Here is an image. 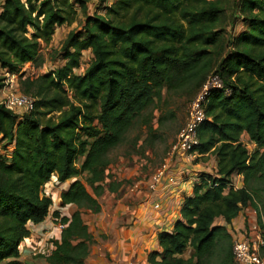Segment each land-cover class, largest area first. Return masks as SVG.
I'll use <instances>...</instances> for the list:
<instances>
[{"label": "trees", "instance_id": "16d2710c", "mask_svg": "<svg viewBox=\"0 0 264 264\" xmlns=\"http://www.w3.org/2000/svg\"><path fill=\"white\" fill-rule=\"evenodd\" d=\"M89 2L3 0L0 70L19 74L26 63L41 66L42 43L58 26L74 23ZM104 10L88 17L84 31L69 33L63 65L20 78L21 91L34 98L31 110L17 114L0 103L1 141L12 146L0 154V264H25L20 246L30 234L28 224L50 213L53 200L44 186L54 174L59 182L76 178L61 193V205L78 209L71 215L54 211L63 228L46 258L50 264H86L93 234L83 211L99 212L105 190L123 185L107 181L114 151L136 126L159 138V127L174 118L163 113L154 128L164 90L196 78L201 89L214 65L212 48L222 47L221 0H113ZM236 10L243 28L214 70L224 86L210 93L193 148L215 156L216 174L197 172L200 179L185 195L173 231L159 232L160 250L150 253L151 264H235L233 235L215 220L230 224L247 206L258 211L264 237V0H240ZM85 50L94 59L78 74ZM5 80L0 75V94ZM139 139L132 144L137 147ZM236 174L243 176L239 188L232 185ZM187 247L193 254L184 258Z\"/></svg>", "mask_w": 264, "mask_h": 264}, {"label": "rangeland", "instance_id": "374dc122", "mask_svg": "<svg viewBox=\"0 0 264 264\" xmlns=\"http://www.w3.org/2000/svg\"><path fill=\"white\" fill-rule=\"evenodd\" d=\"M112 1L113 0H90L86 11L83 12L81 9H79L78 16L74 23L58 26L52 40L49 43H42L41 45V53L44 59V62L41 66H36L32 63H26L22 67L21 73L19 74L10 73L7 70H0L1 76L8 77L9 85L6 89L11 88L23 93L20 89L21 77L26 78L29 76L33 77L41 75L63 65L65 61L61 57V48L69 33L72 31H84L85 21L88 19V17L95 15L96 13H105L104 6L109 5ZM221 1L224 12L220 27L223 29L221 30V35L224 38L221 41L222 47L218 46L217 48H212L214 65L211 71H214L218 68V63L222 58V54L231 49L230 39L232 36L243 28L241 15L239 14V11L236 10L240 0ZM2 2L3 0H0V11ZM93 59L94 57L91 51H83L82 65L75 71L78 74L84 73L85 69L89 66ZM197 83L198 79L196 78L187 81L179 89L172 91L164 90V99L158 103L154 112V128L159 127L157 121L161 114L171 111L174 113V118L167 120L164 125L159 127V138L154 139L153 136H148L145 126H136L129 133L124 145L114 151L113 157L115 161L106 171L107 181L113 180L115 182H122L123 185L119 189L118 194L106 193L101 198L103 204H105L106 201L113 202L114 198H123L125 201H128L129 199H132L133 194L136 197L138 190L135 189H139L140 187L144 189L145 182H148L150 179H152V175L155 173V171L165 162L172 159V147L176 142L177 135L180 129L188 121L189 105L200 91V87H198ZM15 112L17 114H26L27 110L18 109ZM136 136H140L137 147L132 144V141L134 138H136ZM246 137L247 136H242L243 141L250 149H253L254 147L250 145V140H247ZM11 150L12 146H6L5 143L1 141L0 134V154L10 153ZM82 159L83 158H79L78 163H81ZM211 159L212 155L197 156L190 160V163L192 166L197 164L205 167L206 169H210L213 166ZM86 177L88 176L81 175L80 178L86 183ZM57 181L58 179L44 188V193L49 194L52 197L54 204L51 207L50 215L46 223L47 225L43 228H39L38 231H59V229H61L60 222L56 220L53 215L54 211L57 210L64 215H70V205L63 207L60 201L61 192L67 188V184L70 182L57 183ZM86 185L88 189L92 191L90 184L86 183ZM84 219L93 230H96L97 220L94 217H91L89 212H84ZM218 221L219 217L215 220V223L218 224ZM192 254L193 249L191 247H187L184 251L183 257L189 258Z\"/></svg>", "mask_w": 264, "mask_h": 264}, {"label": "crops", "instance_id": "0c3cea01", "mask_svg": "<svg viewBox=\"0 0 264 264\" xmlns=\"http://www.w3.org/2000/svg\"><path fill=\"white\" fill-rule=\"evenodd\" d=\"M245 136H247V140H250L247 133H244L243 137ZM250 143L252 147H255V143L251 140ZM205 156H209V154ZM211 163L213 168L206 169L197 164L192 166L181 159L174 162L175 166L172 167L171 174L180 179H187V181L191 175L197 174L198 171L216 174V159L213 155ZM241 178L243 179L242 175ZM75 179L65 182L57 181V183L70 182L64 189L67 190ZM180 179L179 183L172 184L165 177L154 187L151 186L150 179L145 182L144 189L141 187L135 189L138 190L136 197L133 194L132 199L128 201L123 198H114L113 202L106 201L103 204L101 198L106 193L118 194L119 192L105 190L99 197L101 210L96 213L87 211L91 217L97 220V226L96 230H93L85 221L93 234L86 264H151L149 261L150 253L160 250L159 232L173 231L175 221L180 218L184 197L192 192L193 186L189 185L188 182H181ZM55 180H57V174H54L52 181L47 182L45 186L47 187ZM46 195L50 196L49 194ZM70 207V215L78 209V206L74 204H70ZM84 212L86 211H83V218ZM49 215L43 222L28 224L30 234L21 243L19 257L25 264H50L46 256L54 249L53 241L60 238L62 229L59 231H38L39 228L47 225ZM253 218L255 217L252 208L247 206L239 212L230 224H227L223 217H219L218 224H226L234 237L242 235L247 223Z\"/></svg>", "mask_w": 264, "mask_h": 264}, {"label": "built area", "instance_id": "2783aa9c", "mask_svg": "<svg viewBox=\"0 0 264 264\" xmlns=\"http://www.w3.org/2000/svg\"><path fill=\"white\" fill-rule=\"evenodd\" d=\"M6 85L1 89L0 103L13 111L18 109L31 110L34 105V98L20 93L18 90L7 88L9 85L8 77L5 80ZM223 80L220 74L212 71L206 78L205 83L201 87L199 94L191 101L188 111V121L180 129L176 142L172 147V159L161 165L152 175L151 186L154 187L161 182L163 178H167L172 184L179 183V177L172 175L171 169L175 161L185 160L187 164H191L190 160L202 154L193 151V148L198 144V127L207 119L205 106L214 89H223ZM229 93V90H227ZM169 174V175H168ZM199 175H191L187 179L181 178V182L192 185L199 181ZM242 182V183H241ZM243 179L241 175L232 177V185L235 188L241 187ZM136 186V185H135ZM252 212L255 218L249 220L247 227L242 235L233 237V254L235 264H264V237L263 230L259 223L258 211L252 206ZM60 228L63 225L60 223Z\"/></svg>", "mask_w": 264, "mask_h": 264}]
</instances>
